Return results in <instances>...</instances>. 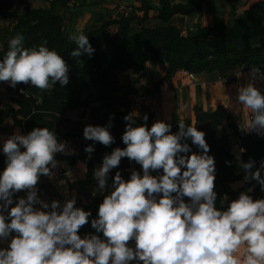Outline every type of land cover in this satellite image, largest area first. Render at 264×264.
Listing matches in <instances>:
<instances>
[{
    "label": "clouds",
    "instance_id": "9594fccd",
    "mask_svg": "<svg viewBox=\"0 0 264 264\" xmlns=\"http://www.w3.org/2000/svg\"><path fill=\"white\" fill-rule=\"evenodd\" d=\"M69 38L77 45L71 56L94 53L81 30ZM23 40L16 35L8 41L0 81L13 88L17 83L42 90L57 82L66 86L69 66L63 57L46 40L33 47H24ZM247 76V83L236 89L237 103L249 114L239 129L264 137V88L257 86V81L264 83V71L253 67ZM112 118L103 126H84L83 138L93 141L84 148L89 159L96 142L114 143ZM123 120L125 147L105 153L93 169L95 188L103 195L95 217L76 206L75 195L49 202L38 194L40 177H53L57 154H75L68 141L47 127L3 138L0 264H264V197L254 199L249 188L235 199L225 196L227 203L217 207L215 157L204 131L180 122L173 132L162 119L149 126L147 114L140 124L128 114ZM232 151L247 181H256L264 192V159L257 167L256 160L241 159L243 147ZM125 157L140 170L133 168L127 179L117 170L109 182L111 170ZM19 192L24 195H15ZM89 223L95 232L81 236L80 229Z\"/></svg>",
    "mask_w": 264,
    "mask_h": 264
},
{
    "label": "trees",
    "instance_id": "16d2710c",
    "mask_svg": "<svg viewBox=\"0 0 264 264\" xmlns=\"http://www.w3.org/2000/svg\"><path fill=\"white\" fill-rule=\"evenodd\" d=\"M261 3L264 5V2ZM256 4L252 5L249 11L245 12L242 20L240 19L241 21L239 20L233 26L216 24L212 29L199 28L197 32H202L199 36L185 35L184 28L175 25L145 27L131 32L126 17H122L121 21L112 22L119 25L117 32L112 34L108 30L111 23L105 22L100 28L93 29L87 34L90 44L95 49L90 57L87 54L80 57L70 55L71 50L77 45L64 42L60 26L58 31L50 28L51 24L60 23V18L53 14L52 10L30 9L17 18L13 35L5 41L0 51V59L8 50V41L16 35L23 36L24 47H33L46 40L47 46L55 49L63 57L69 66V83L66 86L60 87L57 82L55 86L47 90L26 83H17L16 87L31 95L41 93L43 106L48 109L65 107L72 110L98 104L99 107L93 110L95 116L91 120L94 125L107 124L110 114H113L110 133L115 138L114 143L104 146L96 142L94 151L91 153V161L101 162L105 153H110L115 147H125L121 135L127 122L123 120V117L131 113V98L126 88L122 89V95L118 94L119 73L127 69L138 71L144 62L155 61L167 64L163 79L169 78L178 70H186L191 73L217 71L225 80H231L232 72L242 65H264V44L250 43L251 40L263 34L255 26L249 29L247 25L244 28L240 25L253 20L255 14L251 10ZM199 8V4L186 3L171 6L167 2H162L156 9L158 19L166 22L176 13L188 14L198 11ZM39 14L40 17H35ZM261 21L264 23V18ZM143 89L152 96L157 93L158 84L151 89ZM64 104L66 105L62 106ZM194 113L195 126L198 130L204 131L205 140L210 146L209 154L215 157L217 207L221 206L223 197L235 199L240 191H245L246 186L252 189L250 195L254 199L264 197V192L260 191L256 181L245 182L244 187L237 190H233L229 184H226L241 181L244 177L243 170L239 169L238 162L230 152L229 138L236 137L238 147L245 149L241 159L243 161L254 159L258 167L259 161L264 159V137L242 133L239 129L240 123L235 122L231 113L222 106L210 113L195 108ZM145 114L148 116L147 124L150 126L155 120L153 113L130 116L136 124H140ZM13 120L17 124L20 123L15 118ZM167 122L172 124L173 132L177 131L180 122ZM27 126L25 122L21 125L26 133L30 131ZM77 158L80 159V157ZM225 161L232 163L229 165ZM127 167L140 170L139 164L130 162L126 157L122 158L118 169ZM118 169L114 168L112 171ZM85 232H95V230L91 227H82L81 236Z\"/></svg>",
    "mask_w": 264,
    "mask_h": 264
},
{
    "label": "crops",
    "instance_id": "0c3cea01",
    "mask_svg": "<svg viewBox=\"0 0 264 264\" xmlns=\"http://www.w3.org/2000/svg\"><path fill=\"white\" fill-rule=\"evenodd\" d=\"M162 2H167L171 6L186 3L199 4L200 8L188 14L176 13L164 22L158 19L156 9ZM261 2L264 0H64V3L63 0H0V51L5 41L13 35L17 18L30 9L52 10L53 14L61 19L64 42L76 45L70 40L69 33L79 29L87 36L89 31L100 28L109 19L119 17V12L122 17L128 18L131 24L136 22L142 27L150 28L175 25L187 27L186 30L189 33L197 25L233 26L249 7ZM253 67L264 71V65H242L232 72L231 80H225L217 71L194 73L192 77H189L188 71L178 70L169 78L163 79L167 64L146 61L138 71L127 69L120 72L119 78L123 76L127 80L126 84L131 87L153 88L158 84L157 93L147 97L155 120L196 124L195 108L212 112L222 106L229 112L235 113L241 125L249 114L242 105L237 103L236 89L238 85L247 83V73ZM257 86L264 88V83L257 81ZM9 88L13 87L7 82L0 81V104L4 101V96H7L6 92ZM7 100L10 99L7 97ZM208 103L212 105V108L208 107ZM8 115L9 113L1 115L4 119L0 120V143L3 138L13 132L26 134L19 125L12 123L4 125ZM249 134L256 135L254 132ZM0 154L4 155L2 152ZM87 163L77 160L73 166L65 167L64 171L67 173L64 175L66 176L61 183L55 182L56 185L41 186L38 182V194L49 202L52 199L63 201L73 195L76 200H79V195L87 197L84 192L96 189V182H90L89 177L86 176ZM95 167L97 164L93 163V169ZM71 169L72 172L69 173ZM73 176L74 181L70 179ZM65 188L68 190L67 194L64 193ZM237 254L242 255V249Z\"/></svg>",
    "mask_w": 264,
    "mask_h": 264
},
{
    "label": "rangeland",
    "instance_id": "374dc122",
    "mask_svg": "<svg viewBox=\"0 0 264 264\" xmlns=\"http://www.w3.org/2000/svg\"><path fill=\"white\" fill-rule=\"evenodd\" d=\"M251 7L248 8L247 11H249ZM254 9L251 10L253 14H255V17L252 21H247V23H241L240 25L244 28L245 25L249 26V29H251L252 26H255L257 30L262 33L263 35L261 37H258L256 39L251 40V44H264V23L261 21L264 18V5L262 3L256 4ZM246 12V11H245ZM119 17H115L113 19H109L108 22L111 23V25L108 27V30L114 34L117 32L119 25L112 22H118L121 21L122 14L119 12ZM245 14V13H244ZM41 15H35V17H40ZM245 16V15H244ZM111 18V17H110ZM243 18V16H242ZM241 18V20H242ZM128 20V18H126ZM240 20V21H241ZM129 22V29L131 32H136L140 30L141 28H145L134 22L133 24ZM237 23V22H236ZM235 23V24H236ZM154 24V22H152ZM61 19L60 23L55 22L54 24L50 25V28H55L58 31V28L60 26L61 30ZM216 25V24H214ZM195 26L193 27L194 30L189 32L186 30L187 27L184 28V34L188 36H199L202 32L198 33L197 30L199 28L204 29H212L214 26ZM231 27V26H229ZM147 28V27H146ZM62 33V31H61ZM127 80L121 76L119 78V84L117 89L119 90V95H122V89L126 88L128 89L129 98H131V113L130 115L132 117H136L142 113H153L151 103L148 101L149 93L143 89L146 87L142 86H130L129 84H126ZM134 89V90H133ZM151 89V88H149ZM7 96H4V101L0 104V120L4 119V116H1L2 113H9V117L4 123V125H8L10 123L14 125H19L22 123L28 124L27 128L29 130H32L34 127H47L52 131H55L57 134V138L61 140H66L69 142V147L71 149L75 150V154L72 155H63V154H57L55 157L57 161L61 162L58 163L57 168L54 169V171H61V173H65V167H71L73 166L77 160L83 161L85 164L91 161V158L89 159V154L84 151V148L86 145L91 144V140H85L83 138L82 132L83 128L87 124L94 125L91 120L93 115V110L97 109L99 107L98 104H90L84 108H76V109H68V108H60V109H48L47 107L43 106L42 102V96L41 93H36L34 95L29 94V92H24L22 89H19L17 87L15 88H9L6 92ZM7 97L10 100H7ZM33 97V98H31ZM66 104L62 105L65 106ZM210 113V111H208ZM231 116L233 117L234 121L237 123H240L237 115L233 112H230ZM47 115V116H46ZM17 119L20 123L17 124L13 119ZM48 122V123H45ZM21 125H19L21 127ZM24 133V129L21 127ZM27 134V133H26ZM218 135V132H217ZM256 136V135H255ZM230 152L235 157L233 153V147L236 146V143L238 142V139L236 137H230ZM193 151H197L195 146H192ZM77 157H80L78 159ZM5 157L4 155L0 154V170H2L5 167L4 163ZM93 162V161H91ZM97 164V166L101 162H93ZM121 172V175L127 179L129 176L130 171L132 170V167L127 168H121L118 169ZM117 170L110 172L109 176V182L111 180V177L115 174ZM153 175H156V172L153 173ZM43 176V175H42ZM66 175H64L61 180L59 181L61 183L62 179H64ZM74 176L70 179L73 180ZM93 178V177H92ZM92 178H88L89 181H95ZM92 179V180H91ZM74 181V180H73ZM254 180L247 181V178L244 176L241 181H236L233 183H226L229 184L230 187L233 190H237L240 187H244L245 182H253ZM41 183V186L44 185H53L56 183L51 182L49 179L46 181L39 180ZM250 187L246 186L245 191L249 189ZM93 192H95V195H93ZM87 197H83V195H79V200H76V206L83 207L85 210H91L92 217L96 216L98 205L102 202L103 195L100 194L99 189L94 190H88L87 192H84ZM227 197V196H226ZM227 200H230L229 197H227ZM227 200L225 197L221 199L222 204H226ZM91 219V218H90ZM90 223L83 226V228H90Z\"/></svg>",
    "mask_w": 264,
    "mask_h": 264
},
{
    "label": "built area",
    "instance_id": "2783aa9c",
    "mask_svg": "<svg viewBox=\"0 0 264 264\" xmlns=\"http://www.w3.org/2000/svg\"><path fill=\"white\" fill-rule=\"evenodd\" d=\"M193 74L194 73L188 72L189 77H192ZM208 107L212 108V105L208 103ZM53 172H54V174H53V177L51 179L48 176H41L40 180L46 181L47 179H49L51 182L58 183L61 180V178L63 177V175L67 173V171L65 173H61V171H54V170H53ZM71 172H72V169L69 171V173H71ZM15 195L23 196V192L16 193Z\"/></svg>",
    "mask_w": 264,
    "mask_h": 264
},
{
    "label": "water",
    "instance_id": "95a60500",
    "mask_svg": "<svg viewBox=\"0 0 264 264\" xmlns=\"http://www.w3.org/2000/svg\"><path fill=\"white\" fill-rule=\"evenodd\" d=\"M86 176L89 178L93 177V162H88L86 167Z\"/></svg>",
    "mask_w": 264,
    "mask_h": 264
}]
</instances>
